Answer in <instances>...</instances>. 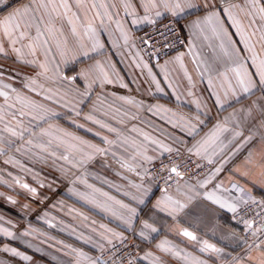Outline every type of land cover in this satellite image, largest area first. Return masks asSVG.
I'll return each mask as SVG.
<instances>
[{
    "label": "snow or ice",
    "instance_id": "6c2138e0",
    "mask_svg": "<svg viewBox=\"0 0 264 264\" xmlns=\"http://www.w3.org/2000/svg\"><path fill=\"white\" fill-rule=\"evenodd\" d=\"M2 12L0 60L10 64L0 63V156L15 148L50 166L52 176L45 183L34 173L38 187L14 176L15 185L42 202L38 188L54 190L62 177L72 196L121 229L69 208L79 224L48 226L99 254L53 236L49 247L59 245L72 264H264V0H0ZM137 26L151 30L136 36ZM109 46L150 93L170 89L176 107L189 110L95 93L116 83L128 88ZM78 64L68 75L66 67ZM64 119L100 142L63 127ZM4 163L33 173L15 157ZM94 165L99 171L89 173ZM220 213L230 214L231 226L219 223ZM165 220L200 255L167 238L155 242Z\"/></svg>",
    "mask_w": 264,
    "mask_h": 264
},
{
    "label": "crops",
    "instance_id": "0c3cea01",
    "mask_svg": "<svg viewBox=\"0 0 264 264\" xmlns=\"http://www.w3.org/2000/svg\"><path fill=\"white\" fill-rule=\"evenodd\" d=\"M13 6H18L13 4ZM11 9H8L10 11ZM6 12L0 13V15H5ZM147 26H137L135 28L136 32ZM109 51L113 62L116 64V68L119 72L120 77L124 83L128 84V88H123L119 83L113 85H106L103 90L100 88H95V93H115L117 95L132 96L137 100H143L148 104L160 103L166 107L172 108L176 111L187 112L188 106L185 104L180 108L176 107L175 97L171 95V90L165 88L166 94L161 93H150L148 90V85L142 83L143 77L139 76V71L131 66L128 59L122 58L118 52L111 49L109 46ZM171 55H174L171 54ZM161 62H163L161 60ZM0 63L5 65L10 64L8 61L0 60ZM154 63V62H153ZM84 65H68L66 71L68 75L74 74V71H78L79 68ZM13 67H19L18 65ZM7 70V68H6ZM15 74V73H14ZM22 74V73H21ZM9 82V81H6ZM18 86V85H14ZM81 88L83 84L81 83ZM111 99V96L108 97ZM96 102V95L94 94L92 100L87 103V107H84V112H87L92 104ZM58 111H62L58 109ZM146 115V114H145ZM63 127L68 128L70 131H75L78 135L83 136L85 139L92 140L94 143H99V138L94 137L91 133H87L84 129H75L68 120L58 121ZM81 122H83L81 120ZM157 124L162 123L157 120ZM211 125H209L210 127ZM207 131V129H205ZM9 157H15L17 160H20L27 164L28 167L33 169V173L25 174L20 171L18 166L13 167L10 164H5L4 161ZM51 162H49L50 165ZM239 163V161H237ZM89 173H96L99 171L98 165L89 167ZM8 173H12V176H9ZM39 173L37 177L38 180H43L45 183L50 182L52 179L51 168L48 165H43L40 163H35L34 161L28 160L24 155L15 152V148H12L8 151L7 155L0 156V229H8L14 233L13 237H7L0 232V264H58L59 261L64 262V264H72V258L70 256H65L62 251H57L60 247L55 245V247H49L50 244H53V241H46L47 236H53L57 240H61L66 244H70L73 247L80 248L83 251L87 252L91 256H96L97 251L92 249L91 245L86 244L83 240L77 239L75 236L71 235L69 232L60 231V228L52 229L48 226L46 221H52L56 223L57 221L63 220L68 224H79L80 220L72 219V216L68 214V209L73 208L76 211L83 212L90 217L91 220H96L97 223L108 224L109 227L116 228V222H109V219L102 214H99L96 210L90 209L89 206H85L82 201H79L76 197L72 196L68 191L71 184L68 180L63 179L62 177L57 181L54 186V190L48 189L47 187L39 189L38 191L45 195L47 199H43L41 202L40 197L33 198L29 196L24 190L20 189L18 185H15L13 177H18L34 187H38L37 180L33 179V174ZM228 173L224 175L227 176ZM54 175H59L55 173ZM110 179H114L113 175L109 172L107 173ZM6 182V183H5ZM89 183H95V181L88 177ZM243 182V181H242ZM9 184L13 186L8 187ZM99 186V185H97ZM78 187H80L78 185ZM105 190H108L107 188ZM159 193H157L158 195ZM260 194V190H257V195ZM113 195H117L113 192ZM11 196L17 201L16 204L10 203L6 198ZM29 205L28 208H24L23 205ZM55 205V207H53ZM47 213V216H45ZM223 216V219L219 223L224 224L225 226H231L229 221L230 214L220 213ZM55 217V220L52 218ZM170 220L162 221L163 229L162 232L157 236L155 242H159L162 239H169L172 242L179 245L181 248H185L187 251L192 252L194 255H200L191 245L182 242L183 238L176 236L174 232H169L168 227L171 225ZM160 225H158L159 227ZM187 227V224L182 225ZM32 228L36 231L29 236H24L23 233L25 230ZM117 231H120V228H116ZM207 231V229H205ZM44 233L45 235H40ZM129 234V233H125ZM201 236L205 239H211V233L204 235L203 232L200 233ZM46 241V242H45ZM152 246L154 247V243ZM212 242H215L214 240ZM7 246L8 248H15L17 251L24 253L25 255L30 256L32 259L30 261H24L21 257L14 256L11 252H6L3 249ZM234 255L236 253H233ZM55 258V259H54ZM170 264H180L179 261L172 258ZM209 264H213V261H210Z\"/></svg>",
    "mask_w": 264,
    "mask_h": 264
},
{
    "label": "built area",
    "instance_id": "2783aa9c",
    "mask_svg": "<svg viewBox=\"0 0 264 264\" xmlns=\"http://www.w3.org/2000/svg\"><path fill=\"white\" fill-rule=\"evenodd\" d=\"M151 29H149L148 28V26L147 27H144V28H141V29H139L137 32H136V36H143L144 34H145V32L146 31H150ZM174 52H172V53H170V55L171 54H173ZM154 62V61H153ZM126 235H129V239L131 240L132 239V236L130 235V234H126ZM99 253L97 252V255H98Z\"/></svg>",
    "mask_w": 264,
    "mask_h": 264
}]
</instances>
